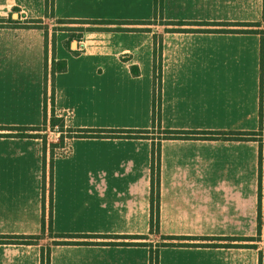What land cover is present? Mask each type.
I'll list each match as a JSON object with an SVG mask.
<instances>
[{"label": "crops", "instance_id": "obj_1", "mask_svg": "<svg viewBox=\"0 0 264 264\" xmlns=\"http://www.w3.org/2000/svg\"><path fill=\"white\" fill-rule=\"evenodd\" d=\"M188 1L160 0L162 22L152 23L155 0H50L55 21L112 25L50 23L46 39L43 30L23 27L25 21L41 19L44 0H0V19L18 22L0 25V242L39 236L42 218L50 216L51 236L44 234L52 243L48 264H150V248L130 244L139 243L136 237L154 236L176 239L162 240L167 246L158 250L200 255L207 264H249L251 253L259 264L257 249L193 246L226 243L211 241L217 238L264 239V0L262 8H227L221 0H191L188 6ZM114 10L146 17H100ZM86 27L97 30L75 32L82 36L69 41L74 31L65 30ZM202 37L248 42V72L237 77L243 59L229 56L233 70L226 87L218 89L213 56L185 51ZM53 62H64L66 68L50 78ZM186 64L188 70H182ZM46 74L47 87L55 79V117L72 131L64 132L60 147L45 136L50 121V105L42 104ZM155 78L159 130L198 135L160 143L159 225L151 234L154 134L147 135L150 139L112 133L78 138L76 132L151 131L122 124L120 117L127 121V112L137 111L140 95L143 119H149ZM119 80L126 83L114 88H125L135 99L132 106L106 103V89ZM241 133L257 136L238 141L214 135ZM67 235L90 238L55 237ZM101 243L128 245L97 246ZM40 262L39 246L0 243V264Z\"/></svg>", "mask_w": 264, "mask_h": 264}, {"label": "rangeland", "instance_id": "obj_2", "mask_svg": "<svg viewBox=\"0 0 264 264\" xmlns=\"http://www.w3.org/2000/svg\"><path fill=\"white\" fill-rule=\"evenodd\" d=\"M45 1V5H44V11H42V14L40 15L41 17V22H42V26H44L43 31L48 34V28L49 25L48 24H55L57 23V21L54 20V18H52V14L51 12V5H50V0L47 1L46 4V0ZM115 0H109L110 3H114ZM197 1V0H194ZM222 4L225 5L226 3V7L227 8H262L263 7V0H221ZM189 4L188 6H191L193 3V1L189 0L188 1ZM155 4H156V13L154 16H152L153 20L151 21L152 23H160L162 22V16L160 14V8H159V4H160V0H155ZM196 4V2H195ZM233 4V5H232ZM193 6V5H192ZM113 7V5L111 6ZM264 8V7H263ZM117 11H113L110 12L108 14L105 15H101L100 17L105 19L106 21H119V20H126V19H133V18H140V17H146V15H119L116 14ZM46 16H49L46 18ZM93 17V16H92ZM181 17H186V16H181ZM255 17V16H254ZM262 17L259 18V21ZM10 19V18H9ZM13 20L10 19V22H12ZM88 28V27H86ZM54 29H52L53 31ZM92 30H97L96 27L93 28ZM47 31V32H46ZM58 32H60V27H58ZM107 32V31H106ZM79 33V32H76ZM74 33H70L68 36L70 37L69 41L71 42L74 39H78L80 36H82V34H76ZM84 33H91V32H84ZM76 41V40H75ZM248 42H240L238 40H228V39H220L218 38H199L195 39L189 47L185 48L186 54H196V55H200V58H203L207 55H211L213 56L214 59V71L216 73V87L218 89H222L226 87L227 84V73L231 72L233 69L231 67L228 66L230 57L229 56H240L243 59L242 65L240 67V69L238 70V76L239 77L241 75V73L243 72H248L249 70V60H250V56H251V52H250V48L248 46ZM73 47H75V44H73ZM156 56V54H154V57ZM226 61V63H223V61ZM156 68H159V63H157ZM182 70H188V64H186L184 66V68H182ZM203 70V69H200ZM243 76V75H242ZM244 77V76H243ZM51 78V76H50ZM248 78V77H247ZM61 81V79H60ZM110 81L106 80V83H108ZM118 82V84H122V86H124L123 84L126 83V80H119L116 82H111L110 83V87H108L106 89V98L105 101L107 104H122L124 106H132L133 102L135 101L134 98L131 97V95H128L127 90L121 89L120 87H118L117 89L114 88L116 86V83ZM47 83L44 82V84H42V104L43 106H46L49 104L50 105V112H49V118H51V112H54L55 116H58V114L55 113V111L51 108L53 106V91L55 90V79L51 80L49 79L48 81V87L46 86ZM119 86V85H118ZM114 88V89H112ZM131 91V89H130ZM55 92V91H54ZM155 92L154 97L152 96L151 102H150V117L143 119L144 117V100L142 99V97L140 95H138V98L136 100L137 102V111L135 113H133L132 111L127 112L126 114V118L127 121H121V120H125L123 119V117H120V123L122 124H129V125H139L143 126V127H148L149 133L150 134H154L153 135V139L156 140V142L154 143L157 146V143L159 140L162 139L163 135L161 134L162 131L159 130V114H160V84H159V80L155 81V85H154V89H152V93ZM220 92V91H218ZM88 94V93H87ZM128 95V96H125ZM124 114V112H122V115ZM59 118V117H56ZM50 122V121H49ZM154 129V130H153ZM63 130L65 131L66 129L63 128ZM67 134L70 133L67 131H65ZM47 137V141L51 142H56L57 146H61L63 141H61L60 137V129L59 127H55L53 130L51 129L50 126H48L47 128V133L45 135ZM44 136V137H45ZM63 138H64V133H63ZM45 137V140H46ZM67 137V136H66ZM61 143V144H60ZM58 147V148H59ZM60 149V148H59ZM57 149L56 154H62V152ZM169 147L166 148L165 153L168 154L171 151H169ZM169 151V152H168ZM217 177H221V175H218ZM47 223V221H46ZM45 234V233H44ZM46 235H49V232L46 229ZM40 236V235H39ZM149 240L151 241L152 247L154 249H152L151 251L154 252V257L153 259L157 261V264H207L208 261L207 259H203L202 256L200 255H194L191 253H179V252H174V251H170V250H158L155 251L157 248H159L158 246H160L159 244L162 243V239L159 237H153L151 239H148L147 242H149ZM140 242V241H138ZM35 246H39L40 249L44 248L45 250H50V247L52 245V243H50V241L48 240V237H44V235L42 237H39L36 241ZM249 245H255L257 250H260V252H262L264 254V239L261 240V242L257 243H249ZM252 250V249H250ZM255 254V253H254ZM259 254V253H258ZM140 255H137V259H139ZM155 262V261H154ZM151 264V262H150ZM249 264H254V255L251 253L249 256Z\"/></svg>", "mask_w": 264, "mask_h": 264}, {"label": "trees", "instance_id": "obj_3", "mask_svg": "<svg viewBox=\"0 0 264 264\" xmlns=\"http://www.w3.org/2000/svg\"><path fill=\"white\" fill-rule=\"evenodd\" d=\"M46 0V4H47ZM49 16H46V18ZM5 23H18V22H10V19L4 20L0 19V25L5 24ZM25 25L23 26L24 28H29V27H34L37 29H46L43 28L41 20H30V21H25L23 22ZM57 24L59 25H112L111 23L108 22H99V21H72V20H58ZM222 26H226L222 25ZM231 26V25H229ZM62 29H70V28H62ZM93 28H76L73 30H65V31H74V32H92ZM47 32V31H46ZM46 39H47V34H46ZM65 63L64 62H58L52 63V68H51V77H54L55 74L58 73H63L65 71ZM53 80V79H52ZM159 80V78H155L154 81ZM45 82L47 83V74H46V80ZM45 112V110H44ZM49 126L53 130L55 127H59L60 129V139L63 141V133L65 132L63 130L64 128V122L62 119L56 118L54 115V112H51V118L49 122ZM9 131H27V128H7ZM72 132V131H68ZM77 137L78 138H101L104 136H107V133H112L113 135H120V134H125L126 137L129 135L134 134L135 137H138L137 139H150L148 138L147 135H149V131H89V130H79L77 131ZM101 133L104 134L100 135ZM163 135L162 139L158 141L157 146L154 144L155 140L151 138L153 146H152V154H151V191H150V209H151V217H150V232L151 234H154V232H157L158 225H159V151H160V143L161 141H168V140H187L191 139L188 137L189 135H198V133H192V132H182V131H163L161 133ZM205 134V133H203ZM214 135H229V136H235L230 139L238 140V141H255L253 140L254 137L257 136L255 133H241V134H214ZM17 137L23 136V135H16ZM262 223H261V218H258V227L260 229ZM49 232V236H51V223H50V216L47 220V223L45 221V217L42 218L41 222V234L40 236H33V237H6L2 239H8L7 241H1L0 243H14V244H20V245H36L33 243H36L37 239L39 237H42L45 233V230ZM58 238H66V239H75V238H83V239H88L90 236H73V235H67V236H55ZM100 239H121L118 236H102L99 237ZM134 240L137 241H142L136 244H130L133 246H139V247H147L150 248V262L151 264H157V261L153 259L154 257V252L151 251L152 244H148L145 241L147 240L146 237H136ZM162 240H176L174 238H164ZM211 241H217V242H226L225 244H212V245H197L193 246L195 248H223V249H230V248H248V249H257L255 245H249V243H259L261 242L260 238H247V239H236V238H217V239H212ZM235 242H245L248 243L246 245H236L233 244ZM55 245H86V246H94L96 244L93 243H67V242H61V243H56ZM117 245H122V246H127L128 244H116V243H101L98 244L97 246H117ZM159 248L167 246V244H159ZM180 247H191V246H180ZM157 248L155 251H158ZM49 257V250H45L44 248H41V262L40 264H48V258ZM155 261V262H154ZM259 264H264V254L262 252H259Z\"/></svg>", "mask_w": 264, "mask_h": 264}, {"label": "built area", "instance_id": "obj_4", "mask_svg": "<svg viewBox=\"0 0 264 264\" xmlns=\"http://www.w3.org/2000/svg\"><path fill=\"white\" fill-rule=\"evenodd\" d=\"M61 134V133H60Z\"/></svg>", "mask_w": 264, "mask_h": 264}]
</instances>
